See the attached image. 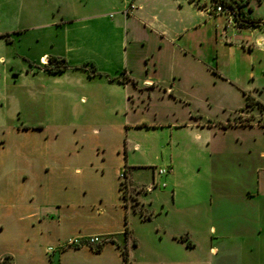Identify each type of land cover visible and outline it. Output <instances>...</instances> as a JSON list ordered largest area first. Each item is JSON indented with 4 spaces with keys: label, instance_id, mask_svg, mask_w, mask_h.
Returning a JSON list of instances; mask_svg holds the SVG:
<instances>
[{
    "label": "crops",
    "instance_id": "crops-1",
    "mask_svg": "<svg viewBox=\"0 0 264 264\" xmlns=\"http://www.w3.org/2000/svg\"><path fill=\"white\" fill-rule=\"evenodd\" d=\"M29 1V62L0 55V258L264 264V26L208 0Z\"/></svg>",
    "mask_w": 264,
    "mask_h": 264
},
{
    "label": "rangeland",
    "instance_id": "rangeland-1",
    "mask_svg": "<svg viewBox=\"0 0 264 264\" xmlns=\"http://www.w3.org/2000/svg\"><path fill=\"white\" fill-rule=\"evenodd\" d=\"M204 0H201L202 3ZM210 1L211 7H214V1ZM204 5V4H203ZM21 6V7H20ZM213 9V8H212ZM37 9L34 8V4L31 3L29 0H25L21 2V0H0V35L4 36L1 37L3 39V42L0 40V55L5 56H13L16 52L18 54V51L21 52V60L24 63H28V57L27 54L29 50L27 49V41L29 38V35H23V40L21 45L16 44L14 42L15 37H18V34L12 33L14 31V28L25 24L29 25L33 22H37L38 18V12H36ZM29 34V33H28ZM5 37L9 39L12 43H4ZM17 42V41H16ZM0 87L2 89H6V85L2 82L3 78V71L2 66L0 64ZM251 119V118H250ZM249 118H242V122H250ZM140 162H155L156 168L162 166V162L160 160H157L154 156L150 157V159H146L145 157H139L138 159ZM149 160V161H148ZM151 167L145 168V170H141L142 178L145 177H151ZM241 262V259H238ZM243 260V259H242ZM246 260V259H244ZM233 261H237V259H233Z\"/></svg>",
    "mask_w": 264,
    "mask_h": 264
},
{
    "label": "trees",
    "instance_id": "trees-1",
    "mask_svg": "<svg viewBox=\"0 0 264 264\" xmlns=\"http://www.w3.org/2000/svg\"><path fill=\"white\" fill-rule=\"evenodd\" d=\"M195 3H197L200 6H204L201 2V0H192ZM215 2H221L225 5H229L232 6L236 9V22L239 25H260V26H264V17H260L257 15L252 14V9L251 8H246V1L244 0H213ZM260 1V0H259ZM45 69H48L50 71H62L65 68H67V63H65V59L63 58H59L56 56H52L49 58V64H46ZM90 73L94 74L95 73V69H90ZM253 102H257V100L254 99V97L250 94H248V103H253ZM260 105H263L262 102L258 101ZM128 177V173L127 170H125V180H127ZM123 184L126 185V181L123 182ZM126 196H127V191H126ZM106 241H104L103 243H101L98 246H94L95 249L99 250L100 248H102L103 244ZM123 264H130V259H129V253H128V248L124 247L123 249ZM0 264H13L12 261L10 260V258L8 256L4 257V258H0Z\"/></svg>",
    "mask_w": 264,
    "mask_h": 264
},
{
    "label": "built area",
    "instance_id": "built-area-1",
    "mask_svg": "<svg viewBox=\"0 0 264 264\" xmlns=\"http://www.w3.org/2000/svg\"><path fill=\"white\" fill-rule=\"evenodd\" d=\"M213 1V0H212ZM214 7H211V5L208 7L209 9L213 10L215 13L224 14L226 16L228 23H236V9L232 6L225 5L221 2H215L214 1ZM207 7V6H206ZM213 8V9H212ZM169 168L168 167H160L158 168L159 174H166L168 173ZM123 178L125 179V175L123 174ZM166 182H160L158 180H154L153 183L150 185V188H154L157 186H165ZM126 187L125 184H123V189ZM106 237H102L100 235H94L88 238L87 242L92 245L93 247L100 245L104 241H106ZM78 246L80 245V240L77 238L69 239L64 246Z\"/></svg>",
    "mask_w": 264,
    "mask_h": 264
}]
</instances>
